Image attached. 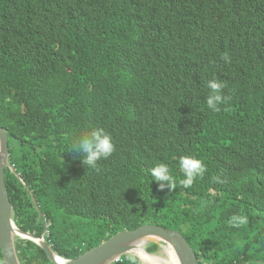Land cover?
<instances>
[{
  "label": "trees",
  "instance_id": "16d2710c",
  "mask_svg": "<svg viewBox=\"0 0 264 264\" xmlns=\"http://www.w3.org/2000/svg\"><path fill=\"white\" fill-rule=\"evenodd\" d=\"M212 80L228 98L219 112ZM0 126L15 221L37 235L51 222L60 255L155 223L200 264H264V0H0ZM92 127L115 145L96 169L72 150ZM182 156L206 166L190 188ZM160 163L175 189L150 175ZM16 246L23 264H53L32 240ZM132 257L143 264H113Z\"/></svg>",
  "mask_w": 264,
  "mask_h": 264
},
{
  "label": "water",
  "instance_id": "95a60500",
  "mask_svg": "<svg viewBox=\"0 0 264 264\" xmlns=\"http://www.w3.org/2000/svg\"><path fill=\"white\" fill-rule=\"evenodd\" d=\"M10 155L9 131L0 126V245L5 264H23L16 247L18 239H29L37 243L45 250L48 258L54 264H111L116 258L123 255H134L142 263L148 264L143 261L136 249L143 247L148 254H154L147 249V246L152 243L165 247V251L167 246L171 247L179 260L178 264H200L194 247L180 230L155 223H144L136 229L119 231L80 256L65 258L52 249L47 242L45 231L39 236L34 232L20 228L16 223L14 206L6 181L7 169L16 172L10 163ZM17 177L29 189L34 204L42 215L34 192L20 174H17Z\"/></svg>",
  "mask_w": 264,
  "mask_h": 264
},
{
  "label": "clouds",
  "instance_id": "9594fccd",
  "mask_svg": "<svg viewBox=\"0 0 264 264\" xmlns=\"http://www.w3.org/2000/svg\"><path fill=\"white\" fill-rule=\"evenodd\" d=\"M78 20L79 29L85 31L89 26H92L93 28V25L84 18V14H81V17L78 18ZM93 31H89L90 35L93 33ZM72 33L76 35L74 32ZM208 88L210 90V93L207 98V107L214 112H219L221 110L220 105L225 104L228 99L222 93L224 85L221 82L212 80L208 82ZM72 150H74L80 157H82V162L84 165H87L92 169H96L98 161L102 159L106 160L113 154V152L115 151V145L113 143L111 135L107 133L103 128L92 127L89 130H86L84 134H82L78 138V140L73 143ZM179 166L184 175V178L181 179L179 183L184 188H190L198 177L202 178L204 176V173L206 171V166L204 165V163L200 159L195 158L193 156H182L179 160ZM150 175L153 177V180L158 183L159 188L161 190L166 187L169 188V190L175 189L176 182L173 180V177L170 174L169 167L166 164H157L155 167L150 169ZM213 180L215 182H222L219 177H213ZM41 216H43L44 218L43 214ZM233 220L235 222L234 226L242 225L245 223V220L243 218L233 217ZM50 226L51 222H46V227L44 231L46 233L47 242L51 245L52 249L54 250L53 244H51L48 240ZM123 256L116 258L113 263L122 261ZM131 259L133 260V264H135V257H132Z\"/></svg>",
  "mask_w": 264,
  "mask_h": 264
},
{
  "label": "bare ground",
  "instance_id": "6f19581e",
  "mask_svg": "<svg viewBox=\"0 0 264 264\" xmlns=\"http://www.w3.org/2000/svg\"><path fill=\"white\" fill-rule=\"evenodd\" d=\"M48 81H49V79H48ZM136 252L140 255V257L143 259V261H145L148 264H176V258H177V256H175V254L173 252V249L171 247H169V246L166 247V251H165L167 253V255L170 256V258H167V259L166 258H162L160 256H157L155 254H148L143 249V247H139L138 249H136ZM178 261L179 260L177 258V264H178Z\"/></svg>",
  "mask_w": 264,
  "mask_h": 264
},
{
  "label": "rangeland",
  "instance_id": "374dc122",
  "mask_svg": "<svg viewBox=\"0 0 264 264\" xmlns=\"http://www.w3.org/2000/svg\"><path fill=\"white\" fill-rule=\"evenodd\" d=\"M154 254L157 255V256H160L162 258H166V259L168 258V255L165 252V247H162V246L159 248L158 251H155Z\"/></svg>",
  "mask_w": 264,
  "mask_h": 264
}]
</instances>
